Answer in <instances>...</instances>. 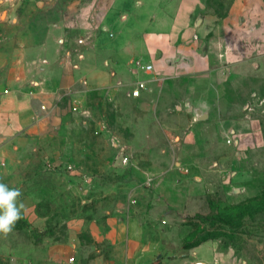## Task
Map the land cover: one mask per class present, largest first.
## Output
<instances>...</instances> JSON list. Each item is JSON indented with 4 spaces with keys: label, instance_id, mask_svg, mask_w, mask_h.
<instances>
[{
    "label": "rangeland",
    "instance_id": "1",
    "mask_svg": "<svg viewBox=\"0 0 264 264\" xmlns=\"http://www.w3.org/2000/svg\"><path fill=\"white\" fill-rule=\"evenodd\" d=\"M71 1L0 0V49L41 41ZM205 1L210 13L224 16L237 0ZM254 3L264 12V0ZM262 22L255 29L264 41V13ZM218 38L209 42L214 56ZM261 75L247 72L235 91L246 107L240 123L249 140L241 149L220 123L200 125L202 137L188 141L186 117L122 90L112 96L92 89L72 104L64 99L67 117L52 135L23 142L19 165L0 172V180L21 189L25 205L13 231L0 234V264H171L204 240L244 264H264ZM207 130L219 134L206 138ZM224 161L228 171L212 173Z\"/></svg>",
    "mask_w": 264,
    "mask_h": 264
},
{
    "label": "crops",
    "instance_id": "2",
    "mask_svg": "<svg viewBox=\"0 0 264 264\" xmlns=\"http://www.w3.org/2000/svg\"><path fill=\"white\" fill-rule=\"evenodd\" d=\"M254 4L237 0L219 16L209 12L204 0L68 2L63 18L47 25L41 41L0 49V172L19 165L17 157L26 152L23 142L52 135L67 117L61 113L64 99L84 101L92 89L108 90L112 96L122 90L135 99L130 93L139 81L147 82L140 98L191 123L188 141L202 137L200 125L220 123L230 126V144L243 148L249 138L240 123L246 107L235 101L240 98L235 91L247 72L262 76L264 71V41L255 29L263 24L264 12ZM13 23L17 28L16 19ZM251 30L256 37L247 34ZM216 34L221 52L214 56L209 42ZM148 64L154 68L150 73L143 69ZM198 109L206 115L204 121ZM218 134L204 131L206 138ZM36 150L34 145L28 151ZM227 163H218L212 173L224 175ZM171 264L244 262L219 252L210 240Z\"/></svg>",
    "mask_w": 264,
    "mask_h": 264
},
{
    "label": "clouds",
    "instance_id": "3",
    "mask_svg": "<svg viewBox=\"0 0 264 264\" xmlns=\"http://www.w3.org/2000/svg\"><path fill=\"white\" fill-rule=\"evenodd\" d=\"M20 188L9 187L0 180V234L5 237L11 233L16 223L22 218L25 205L20 197Z\"/></svg>",
    "mask_w": 264,
    "mask_h": 264
},
{
    "label": "built area",
    "instance_id": "4",
    "mask_svg": "<svg viewBox=\"0 0 264 264\" xmlns=\"http://www.w3.org/2000/svg\"><path fill=\"white\" fill-rule=\"evenodd\" d=\"M146 72L150 73L153 71V65L148 64L143 68ZM147 89V82L146 81H139L137 82V85L135 89L131 92V96L138 98L142 95V92ZM125 163H127V159L124 160ZM0 165H2V161L0 159ZM70 262H74V258H70Z\"/></svg>",
    "mask_w": 264,
    "mask_h": 264
},
{
    "label": "water",
    "instance_id": "5",
    "mask_svg": "<svg viewBox=\"0 0 264 264\" xmlns=\"http://www.w3.org/2000/svg\"><path fill=\"white\" fill-rule=\"evenodd\" d=\"M197 113L199 114V120H205L206 115L201 110L198 109Z\"/></svg>",
    "mask_w": 264,
    "mask_h": 264
},
{
    "label": "trees",
    "instance_id": "6",
    "mask_svg": "<svg viewBox=\"0 0 264 264\" xmlns=\"http://www.w3.org/2000/svg\"><path fill=\"white\" fill-rule=\"evenodd\" d=\"M206 241H208V240H204L202 243H204ZM202 243H200V244H202ZM200 244H196L195 246H193V248L199 246Z\"/></svg>",
    "mask_w": 264,
    "mask_h": 264
}]
</instances>
